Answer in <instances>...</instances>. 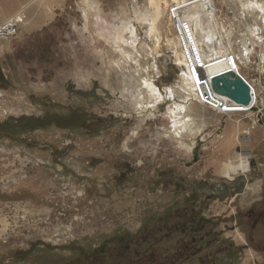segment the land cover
I'll return each instance as SVG.
<instances>
[{
  "label": "rangeland",
  "instance_id": "obj_1",
  "mask_svg": "<svg viewBox=\"0 0 264 264\" xmlns=\"http://www.w3.org/2000/svg\"><path fill=\"white\" fill-rule=\"evenodd\" d=\"M213 1L239 71L264 84L255 0ZM91 2L98 11L86 21L83 0H0V24L21 20L16 38L0 40L10 111L0 121V264H264V126L251 112L220 116L196 101L183 133L172 101L135 107L146 86L116 65L94 16L120 27L135 8L148 13L149 0ZM246 30L257 51L237 37ZM139 51L153 77L155 56ZM162 59L158 88L179 101L180 69L171 54ZM242 155L244 172L224 178ZM215 186L224 193L209 196Z\"/></svg>",
  "mask_w": 264,
  "mask_h": 264
},
{
  "label": "bare ground",
  "instance_id": "obj_2",
  "mask_svg": "<svg viewBox=\"0 0 264 264\" xmlns=\"http://www.w3.org/2000/svg\"><path fill=\"white\" fill-rule=\"evenodd\" d=\"M83 1L87 7L86 10L83 11L84 19L89 21L91 12H96L98 10L94 5L95 3H92L91 0ZM172 2L174 8H170V4L166 0H149L151 10L148 13L139 12L135 8L134 19L127 22L125 21L120 27L114 25H110L109 27V22L107 23L104 21L105 19H102L98 14L94 16V23L98 28H101L97 32L98 37L108 43L113 49V53L118 57L116 65L130 78H137V82L134 83L135 85L141 84L146 86L145 91L147 95L136 99V101L134 100L133 103L135 107L138 106L139 108L140 106L142 109L148 111L152 107V104H148V101L151 99H156L155 101L158 103L172 101L173 103L168 105V112L170 111V113H177L179 115L180 119L177 118L174 121V125L185 133V131H188L189 125L193 124L194 118L192 115L190 118H184L182 115L192 110L193 107L190 108V105L194 106V102L196 103V101L198 102V100H201L199 88L207 92L206 85L203 83L201 84L195 69H191L188 55L194 60L195 67L200 66L199 70L202 71L203 74V79H201V81L211 80L210 76L229 69L238 73H240V71L237 67V63L234 61L235 56L231 58L233 53L229 51V45L225 43V28L218 22V11L214 1L172 0L171 3ZM250 5H253L251 9L255 10L259 17L264 18V2L259 3L255 0L250 2ZM174 10H176L175 13H173ZM20 14L21 13H19V15ZM173 15L179 16L180 20L185 23V28L182 29V32L186 37L185 44H187V51L183 39L180 38L178 33H176V37H174L169 28V24L174 22ZM164 17L166 21L169 22L168 26L163 30H159L158 24ZM145 25H147L148 30L143 32L144 40L141 41L140 35L142 34H139L141 33L139 31L143 30V26ZM177 42L180 43L181 49L183 48L182 53L178 50ZM192 45H194L195 48H193ZM144 47L149 48L150 53L153 54L156 59V63L152 66L154 76L149 78L144 76L141 64L142 56L139 49ZM167 54L172 55L174 64L180 69L178 83L177 86L174 87V90L179 93V98L181 99L179 101L174 97L172 87L166 86L162 90L158 88L155 80V77L159 78L163 73L157 60H160V58L162 59V57L167 58ZM147 96L149 98H147ZM227 101L229 100L226 99V102ZM252 102L254 105V98ZM256 105H258L257 110H262L264 108L258 98L255 106ZM229 106L239 107L241 105L233 103ZM255 106L253 108H255ZM247 109L242 111L229 109L233 113H229L226 116L235 114L242 115L243 111L249 110ZM250 115H253L252 112ZM189 148L192 149L191 147ZM246 159L247 158L242 155V163L239 165H235L231 161L224 164L222 168V175L224 178L233 181L235 176L244 172L247 167Z\"/></svg>",
  "mask_w": 264,
  "mask_h": 264
},
{
  "label": "built area",
  "instance_id": "obj_3",
  "mask_svg": "<svg viewBox=\"0 0 264 264\" xmlns=\"http://www.w3.org/2000/svg\"><path fill=\"white\" fill-rule=\"evenodd\" d=\"M175 12H176V10L173 11V13H175ZM173 17H174L173 24H174L175 31H176V33L179 34L180 38L183 39L184 46H185V49L187 51V47H186L187 44H185L186 37L183 35V32H182V29L185 28V23H183V21L180 20L179 16L173 15ZM20 23L21 22L18 21L17 18H14V17L9 18L5 22L1 23L0 24V40H11V39L16 38L20 32ZM251 28H252V26H251ZM236 35L239 38H242V37L248 38L249 42L247 43V49H250V51H253V50L257 51L256 47L253 46L254 42L251 39L252 37L249 35V32L247 30H246V32H243V33H241L239 31ZM240 43H242V41H240ZM192 47L195 48L194 45H192ZM230 51H231V49H230ZM235 54H236V52H235ZM188 58H189L188 59L189 63L191 65V69H193V68L195 69V72L197 73L198 79L200 80L201 84L203 83L206 85V89H207V92H206V91H203L202 89L199 88V91L201 94V100H198L199 104L206 106L210 111H212V112H214L220 116H226L229 113H233L229 109L242 111V110H245L248 108L249 109V110L247 109L248 111H243L242 113L244 115H248V114H250V112H252L253 116L256 118V122L262 123V125L264 126V108L262 110H257L258 105L255 106L257 98L259 101H261V104L264 106V95L262 96V93L260 92V90H261L264 93V84H263L261 73H259L258 77H255V78L251 79V81H250L246 77L243 76L242 69H240L239 74L251 86L252 92L254 93L255 103H254V105H252L250 107H244L242 105L239 107H233V106H229V105L233 104L234 102L232 103V101L229 100L228 98L220 96V95L213 92L211 80L201 81V79H203V74H202V71L199 70L200 66L195 67V62L193 59H191L190 55H188ZM231 58H233V56H231ZM235 59L238 61L237 57H235ZM226 99L229 101L226 102ZM6 100H7L6 92L3 91L2 89H0V121L5 119L6 117H8L10 114V111L8 110V108L5 104ZM254 106H255V108H253Z\"/></svg>",
  "mask_w": 264,
  "mask_h": 264
},
{
  "label": "water",
  "instance_id": "obj_4",
  "mask_svg": "<svg viewBox=\"0 0 264 264\" xmlns=\"http://www.w3.org/2000/svg\"><path fill=\"white\" fill-rule=\"evenodd\" d=\"M214 93L226 97L237 105H253L254 93L251 86L238 73L229 69L210 76Z\"/></svg>",
  "mask_w": 264,
  "mask_h": 264
},
{
  "label": "flooded vegetation",
  "instance_id": "obj_5",
  "mask_svg": "<svg viewBox=\"0 0 264 264\" xmlns=\"http://www.w3.org/2000/svg\"><path fill=\"white\" fill-rule=\"evenodd\" d=\"M236 185H237V184H233V185H231V186L234 187V186H236ZM215 188L218 189V190H217V194H216V193H214V194H209V196H211V195H212V196H218V195L220 196L222 193H224V188L219 187V186H215ZM219 193H220V194H219ZM250 241L253 242V239H252L251 237H250Z\"/></svg>",
  "mask_w": 264,
  "mask_h": 264
}]
</instances>
